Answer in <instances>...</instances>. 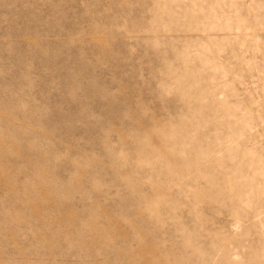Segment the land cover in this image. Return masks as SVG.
I'll return each mask as SVG.
<instances>
[{
    "label": "rangeland",
    "instance_id": "rangeland-1",
    "mask_svg": "<svg viewBox=\"0 0 264 264\" xmlns=\"http://www.w3.org/2000/svg\"><path fill=\"white\" fill-rule=\"evenodd\" d=\"M0 264H264V0H0Z\"/></svg>",
    "mask_w": 264,
    "mask_h": 264
}]
</instances>
